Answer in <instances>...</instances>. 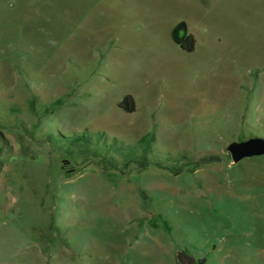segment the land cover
Here are the masks:
<instances>
[{
  "label": "rangeland",
  "instance_id": "rangeland-1",
  "mask_svg": "<svg viewBox=\"0 0 264 264\" xmlns=\"http://www.w3.org/2000/svg\"><path fill=\"white\" fill-rule=\"evenodd\" d=\"M126 93L134 112L118 107ZM84 130L152 131L158 152L198 164L77 169L58 145ZM252 136L264 0H0V264H178L181 250L264 264V154L227 150Z\"/></svg>",
  "mask_w": 264,
  "mask_h": 264
},
{
  "label": "trees",
  "instance_id": "trees-1",
  "mask_svg": "<svg viewBox=\"0 0 264 264\" xmlns=\"http://www.w3.org/2000/svg\"><path fill=\"white\" fill-rule=\"evenodd\" d=\"M195 42L194 35L187 32L178 44L183 50L191 52L195 48ZM28 102L33 108L35 100L31 99ZM62 103L63 98H58L51 104L44 105L43 113L53 112ZM118 107L126 112H134L136 101L133 95L124 94L118 101ZM10 110L18 111V107L12 106ZM47 138L56 143L51 134H48ZM155 142V134L152 131L143 134L134 142L125 143L116 137L109 138L103 131L84 130L64 136L58 147L63 152L65 162L76 165L77 169L93 164L106 174L111 172L125 174L131 167L140 171L150 166L179 173L183 170L191 171L198 164V161L180 164L173 154L158 152ZM181 158L184 159L185 155ZM201 161L203 160L199 162ZM176 257L178 264H205V258H195L184 250L178 251Z\"/></svg>",
  "mask_w": 264,
  "mask_h": 264
},
{
  "label": "water",
  "instance_id": "water-1",
  "mask_svg": "<svg viewBox=\"0 0 264 264\" xmlns=\"http://www.w3.org/2000/svg\"><path fill=\"white\" fill-rule=\"evenodd\" d=\"M233 162H238L244 157L264 154V138L252 136L240 141H231L227 145Z\"/></svg>",
  "mask_w": 264,
  "mask_h": 264
},
{
  "label": "flooded vegetation",
  "instance_id": "flooded-vegetation-1",
  "mask_svg": "<svg viewBox=\"0 0 264 264\" xmlns=\"http://www.w3.org/2000/svg\"><path fill=\"white\" fill-rule=\"evenodd\" d=\"M176 30H177V29H174V32H175ZM182 39H183V38H182ZM182 39H180V40H182ZM180 40H179V41H180Z\"/></svg>",
  "mask_w": 264,
  "mask_h": 264
}]
</instances>
